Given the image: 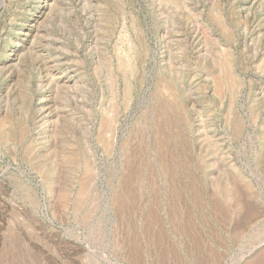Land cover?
<instances>
[{
    "label": "rangeland",
    "instance_id": "1",
    "mask_svg": "<svg viewBox=\"0 0 264 264\" xmlns=\"http://www.w3.org/2000/svg\"><path fill=\"white\" fill-rule=\"evenodd\" d=\"M0 264H264V0H0Z\"/></svg>",
    "mask_w": 264,
    "mask_h": 264
}]
</instances>
